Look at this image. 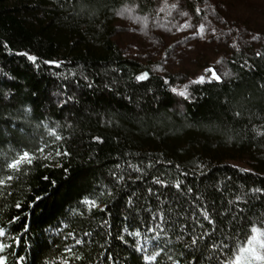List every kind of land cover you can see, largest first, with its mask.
I'll use <instances>...</instances> for the list:
<instances>
[{
    "label": "trees",
    "instance_id": "trees-1",
    "mask_svg": "<svg viewBox=\"0 0 264 264\" xmlns=\"http://www.w3.org/2000/svg\"><path fill=\"white\" fill-rule=\"evenodd\" d=\"M162 3L0 0V176L35 157L0 186L7 264H225L264 223V34L181 99L114 41L119 12Z\"/></svg>",
    "mask_w": 264,
    "mask_h": 264
},
{
    "label": "rangeland",
    "instance_id": "rangeland-1",
    "mask_svg": "<svg viewBox=\"0 0 264 264\" xmlns=\"http://www.w3.org/2000/svg\"><path fill=\"white\" fill-rule=\"evenodd\" d=\"M162 1L158 10L146 16L134 7L119 12L114 41L127 57L148 65L153 73L175 77L177 93L187 91L202 76L204 81L212 79L209 70L220 80L228 79L225 61L231 54L259 52L264 0H202L199 13L190 11L180 0ZM184 12L188 15H182ZM185 23L191 27L182 29ZM201 24L203 32L199 31ZM234 164L248 168L243 163Z\"/></svg>",
    "mask_w": 264,
    "mask_h": 264
},
{
    "label": "snow or ice",
    "instance_id": "snow-or-ice-1",
    "mask_svg": "<svg viewBox=\"0 0 264 264\" xmlns=\"http://www.w3.org/2000/svg\"><path fill=\"white\" fill-rule=\"evenodd\" d=\"M173 8L176 7V5L172 6ZM163 11V9H161ZM197 13H199L200 9H196ZM182 15L187 16L188 13L184 12ZM191 27L190 24L185 23L184 25H181V28H187ZM199 31H204V25L199 26ZM214 35V33H213ZM253 39H256V37H253ZM21 55L26 56L30 61L35 63L37 61L36 56L29 55L28 53H22ZM257 55H260V53H257ZM45 63H53L54 61H46ZM59 66L58 64L56 65ZM212 72V79L216 81H220L221 77L215 73L214 70H209ZM227 75V73L225 74ZM138 81H144L148 79V73H141L136 77ZM204 77H200L199 80L193 81V83H203ZM262 88H264V85H261ZM173 92H176V89H173ZM178 95L184 97L185 99L188 98L187 91H180L177 93ZM234 115L237 117L242 116L241 111H235ZM261 129H264V124L260 125ZM256 136L264 137V131L253 129ZM52 135H56L54 132L51 133ZM56 139H61L60 136H56ZM99 139V138H97ZM39 151L43 152V149H38ZM62 153L57 152V155H61ZM63 155H67V153H63ZM33 153L29 151H23L17 153V155L11 159L10 162H7L6 167L10 170V172L6 175L0 176V186L6 187L9 182H11L15 177L12 173H16L21 171L24 165H31L34 159ZM2 170V169H0ZM159 182V181H157ZM177 188L180 187L179 184L176 185ZM255 191H260L259 189H256ZM86 203H89L91 206H96L95 201H87ZM20 205L17 204V207ZM205 220H209V217L207 214L204 215ZM209 223H213V221L209 220ZM139 233H137L138 235ZM6 235L4 229L0 228V237ZM77 244L81 243V241L77 240ZM6 245L0 244V252H2L5 249ZM215 247V245H214ZM69 253L72 252V249H67ZM160 255V252H156L155 254H149L145 255L143 258L146 261L153 262L157 259V257ZM75 259L82 260V256H75ZM171 259V258H170ZM0 264H7L6 258L2 255H0ZM63 264H70V261L65 259L63 260ZM225 264H264V223L260 225H251L249 229V234L245 236V239L240 243V246L238 249L232 254L231 259H227Z\"/></svg>",
    "mask_w": 264,
    "mask_h": 264
}]
</instances>
